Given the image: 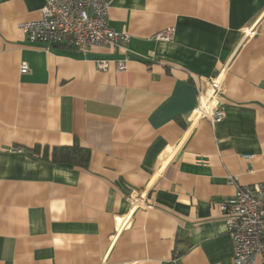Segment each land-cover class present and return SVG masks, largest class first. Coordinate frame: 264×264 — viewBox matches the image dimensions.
Segmentation results:
<instances>
[{"label": "crops", "instance_id": "obj_1", "mask_svg": "<svg viewBox=\"0 0 264 264\" xmlns=\"http://www.w3.org/2000/svg\"><path fill=\"white\" fill-rule=\"evenodd\" d=\"M108 1L127 51L29 45L44 0H0V264H232L219 205L264 182V0ZM75 142L86 169L41 156Z\"/></svg>", "mask_w": 264, "mask_h": 264}, {"label": "built area", "instance_id": "obj_2", "mask_svg": "<svg viewBox=\"0 0 264 264\" xmlns=\"http://www.w3.org/2000/svg\"><path fill=\"white\" fill-rule=\"evenodd\" d=\"M108 0H44L40 17L22 23L20 30L29 45L49 51L67 47L87 52L93 47H116L127 51L129 35L117 33L108 26ZM173 30L155 35L157 41L171 40ZM118 71L125 65L114 62ZM99 71H107V61H97ZM28 67L20 66V74H27ZM220 76L209 82V89L200 95L196 109L198 119H207L212 125L222 121V92ZM222 221L230 236L233 250L232 264L264 262V182L236 190L230 201L219 205Z\"/></svg>", "mask_w": 264, "mask_h": 264}, {"label": "trees", "instance_id": "obj_3", "mask_svg": "<svg viewBox=\"0 0 264 264\" xmlns=\"http://www.w3.org/2000/svg\"><path fill=\"white\" fill-rule=\"evenodd\" d=\"M40 147H34L32 150L34 153H39ZM42 158L58 164H65L80 167L86 169L90 160V153L87 149H84L75 142L70 147L53 148L52 151L48 152L46 147L42 150Z\"/></svg>", "mask_w": 264, "mask_h": 264}]
</instances>
